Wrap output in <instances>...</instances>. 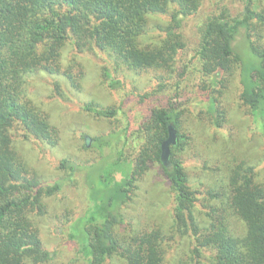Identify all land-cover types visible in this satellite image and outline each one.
<instances>
[{"label":"trees","instance_id":"obj_1","mask_svg":"<svg viewBox=\"0 0 264 264\" xmlns=\"http://www.w3.org/2000/svg\"><path fill=\"white\" fill-rule=\"evenodd\" d=\"M243 1L237 15L224 8L198 24L195 58L200 62L203 90L209 94L203 113L217 130H232L226 97L240 76L243 115L249 120L248 131L262 137V152L257 158L234 153L225 176L199 185L188 170L195 159L191 155L195 135L185 128L184 111L153 108L142 125L144 140L127 177L104 186L108 198L96 204L97 212L83 225L86 216L72 223L70 237L85 249V264H264V179L259 170L264 163V11L255 8L254 0ZM203 3L0 0V264L51 260L38 219L46 211L47 198L59 193L65 181L47 183L16 148L15 139L21 133L52 146L61 141L59 127L28 97V78L45 72L81 88L74 65L63 63L68 46L78 53L103 51L116 66L137 72L172 73L177 57L189 46L181 29ZM161 17L168 21H159ZM243 30L249 47L246 53L236 47ZM106 74L114 79L110 72ZM55 84L57 93H63L62 83ZM87 109L108 118L117 113L115 108ZM172 122L177 144L171 146L168 167L161 153ZM154 164L161 165L170 186V219L137 227L121 209ZM59 167L68 178L79 168L70 159L61 160ZM234 217L244 224L242 234L232 227Z\"/></svg>","mask_w":264,"mask_h":264},{"label":"rangeland","instance_id":"obj_2","mask_svg":"<svg viewBox=\"0 0 264 264\" xmlns=\"http://www.w3.org/2000/svg\"><path fill=\"white\" fill-rule=\"evenodd\" d=\"M254 4L255 8L264 11V0H254ZM224 8L237 15L244 8V1L204 0L202 8L184 23L181 30L189 46L183 56L177 57L172 73L137 72L126 66H116L103 51L78 53L68 46L63 63L65 67L74 65L81 78V88L73 87L63 76L45 72L28 78V97L49 114L50 121L61 131L58 146L37 142L22 133L15 139L20 154L47 183L65 180L61 191L47 198L46 211L38 219L43 240L52 251L51 260L44 264H85V249L70 237L72 223L76 218L86 216L83 225L97 212L96 204L108 198L109 192L104 186L123 182L127 177L144 140L142 125L153 108L184 111L185 128L195 135L194 151L191 152L195 159L188 165V170L199 185L216 182L225 176L235 155L243 157L246 154L253 158L262 152V137L248 131L249 120L243 115L240 76L237 75L226 97L230 108L228 127L232 130L215 129L210 117L203 113L208 106L209 94L203 90L200 62L195 58L200 36L197 26L208 15L220 13ZM159 21L167 22L168 17H161ZM155 32L159 33L158 30ZM262 34L264 36V26ZM236 47L243 53L249 51L244 30L236 40ZM106 71L112 74L114 81ZM55 81L62 83L63 93H57ZM87 106L115 108L117 113L112 118L101 117ZM86 136L91 138L89 147ZM63 159H70L79 166L71 178L59 167ZM205 164L209 166L208 170H205ZM259 170L264 179V163ZM136 184L138 187L131 201L121 212L137 227L143 222L168 221L171 192L161 165L154 164ZM231 222L242 234V220L234 217Z\"/></svg>","mask_w":264,"mask_h":264},{"label":"water","instance_id":"obj_3","mask_svg":"<svg viewBox=\"0 0 264 264\" xmlns=\"http://www.w3.org/2000/svg\"><path fill=\"white\" fill-rule=\"evenodd\" d=\"M91 144V138L86 136V146L89 147ZM177 144V129L174 122L170 123L169 125V135L168 138L162 144V153H161V160L163 164L170 167L171 161V146Z\"/></svg>","mask_w":264,"mask_h":264}]
</instances>
